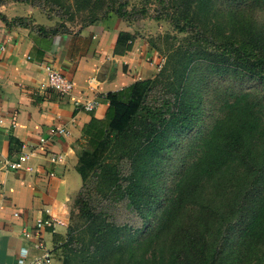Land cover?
<instances>
[{
  "label": "trees",
  "instance_id": "16d2710c",
  "mask_svg": "<svg viewBox=\"0 0 264 264\" xmlns=\"http://www.w3.org/2000/svg\"><path fill=\"white\" fill-rule=\"evenodd\" d=\"M47 1L64 8L69 0ZM133 1L73 4L89 11L87 26L109 14L129 20ZM154 1L162 9L155 19L169 20L185 35L184 45L167 49L154 79L106 95L105 123H97L102 126L76 165L82 188L74 206L83 220L77 238L84 250L70 249V229L63 264H264V23L256 17L264 0ZM10 2L27 0H0V6ZM133 40L119 33L115 53ZM244 83L259 89L243 90ZM212 85L204 105L211 125L178 155L185 135L200 127L202 98ZM90 190L127 198L142 225L151 216L153 226L129 232L108 221L91 210L84 197Z\"/></svg>",
  "mask_w": 264,
  "mask_h": 264
},
{
  "label": "crops",
  "instance_id": "0c3cea01",
  "mask_svg": "<svg viewBox=\"0 0 264 264\" xmlns=\"http://www.w3.org/2000/svg\"><path fill=\"white\" fill-rule=\"evenodd\" d=\"M109 15L52 34L54 24L26 4L0 6V264H17L21 249L29 264H41L44 253L53 256L54 235L62 237L65 227L40 232L42 249L35 246L37 238L25 239L23 231L33 233L35 221L46 217L68 224L82 188L73 171L80 152L102 126L97 123H105L106 95L159 73L160 64L153 67V53L143 50V42L130 41L127 51L115 53L119 33H131L122 20ZM47 66L73 83L70 97L43 87ZM91 100L98 103L92 113L74 105ZM55 128L65 133L51 135ZM29 151L35 155L21 169L7 168L6 162ZM58 155L61 162L53 163Z\"/></svg>",
  "mask_w": 264,
  "mask_h": 264
},
{
  "label": "rangeland",
  "instance_id": "374dc122",
  "mask_svg": "<svg viewBox=\"0 0 264 264\" xmlns=\"http://www.w3.org/2000/svg\"><path fill=\"white\" fill-rule=\"evenodd\" d=\"M23 3L26 4L27 7L35 10L36 14L39 15L41 19L50 20V22H52L54 26L59 29H63V26L64 28L65 26L74 28H77L79 26L81 27V25H83V21L89 15V11L87 9L79 10L78 7L74 6L73 0L65 1L64 8L51 6L47 0H35L31 2L27 0V2ZM67 6H69L71 10H69ZM127 10L128 14H130L128 18L129 20L122 18L118 19L124 22L126 29L130 30L129 32L131 33L134 40L145 43V46L142 45L143 50L145 49L148 52L153 53L152 59H155L153 67L155 68V66L157 67V65L160 64V68H158L160 72L161 67L166 61L167 49H170L172 46L174 48L177 46H183V38L185 37V35L176 33V31L173 30L170 21L165 19L163 16L159 17L160 20L155 19V17L159 14V12H161L162 9L159 5H156L154 0H135L129 3ZM142 11L144 12V14H142ZM163 13L164 12H162V14ZM108 16L110 15H107L104 18ZM256 17L259 24L264 23L263 12L256 13ZM163 82L164 81H162V84ZM223 83H225V81H223ZM160 87L161 86L157 88L158 91L160 90ZM214 88H216L215 85L209 87L208 95L206 94L202 98L203 105H201V110L203 111V114L201 116L200 127L195 128L194 131L189 132L185 135L178 155H183L185 153L187 142L191 141V139H194L197 136L200 137L204 135L207 130L206 128H209V126L211 125L212 114L209 115V113H207V110L209 108L205 107L204 105H207V101L210 100L211 90ZM241 89L256 90L259 89V87L257 84L244 83ZM172 156V154H169L167 159ZM174 156L175 158L180 157L176 155ZM171 163H173V161ZM166 164L169 165V161ZM165 169L166 170L163 176L165 177V181L167 182V190H170V175L172 171H170L171 168L169 166L166 167V165ZM126 171V169H123L121 173L126 175ZM73 174L77 180V185L80 184L81 186V179L79 174L74 171ZM127 183L128 182L124 180L121 182V191L125 190V186ZM84 197L87 198L92 211L94 210L95 212L103 213L108 221H112L116 225L126 227L129 232H133L134 230H141V233H143L148 228L153 226L151 216L148 217L147 223L144 226L142 225V220L137 215V212L133 208V206L129 204V200L127 198L115 199L116 194L106 197L103 195H99L97 192H95V190L84 192ZM69 213L70 214L68 217V224L65 227V233L62 235V237H60L59 244L56 243V245L54 246V250L52 252L53 256H51L50 258V264H63L66 249L62 248V246L65 243L67 233L70 229L73 230L72 236L74 237L73 241L69 243L70 249L76 252H78V250H84L81 238H77L80 231L78 226L83 221L79 218L78 207L74 206L70 209ZM70 264H75V262L71 260Z\"/></svg>",
  "mask_w": 264,
  "mask_h": 264
},
{
  "label": "built area",
  "instance_id": "2783aa9c",
  "mask_svg": "<svg viewBox=\"0 0 264 264\" xmlns=\"http://www.w3.org/2000/svg\"><path fill=\"white\" fill-rule=\"evenodd\" d=\"M46 70V77L47 81L43 85L44 88H48L53 90L59 97H70L73 92V83L67 79L65 76H63L58 70L54 69L52 66H47L45 68ZM74 105L76 108L82 109L86 113H92L96 110L98 107V103L95 100L91 101H85V102H79L75 101ZM1 123V118H0ZM65 131L63 128H55V130L50 131L51 135H62ZM44 138H40L39 144L45 143ZM35 155V151H29V152H23L20 154V156L17 157L15 161L6 162V166L10 170H18L21 169L23 164H25L30 157H33ZM62 156L58 155L51 159L53 163L61 162ZM27 170H30L27 168ZM16 216V214H15ZM67 224L63 223V221L59 220L58 218L54 217H46L43 219H37L34 223V229L35 231L32 233L30 230L25 229L23 231V237L25 239H31L32 236L37 238V241L35 243V246L37 249H42V243L39 241V233L45 230H51L53 231L56 226L66 227ZM26 251L21 249L19 259L17 261V264H29V261L27 260ZM41 264H50V255L49 253H44L40 259Z\"/></svg>",
  "mask_w": 264,
  "mask_h": 264
}]
</instances>
